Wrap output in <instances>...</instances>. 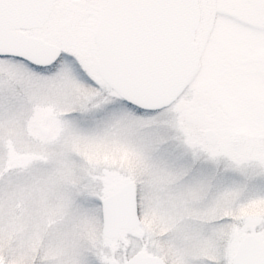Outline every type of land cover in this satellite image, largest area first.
<instances>
[{"label":"snow or ice","instance_id":"snow-or-ice-1","mask_svg":"<svg viewBox=\"0 0 264 264\" xmlns=\"http://www.w3.org/2000/svg\"><path fill=\"white\" fill-rule=\"evenodd\" d=\"M0 264H264V0H0Z\"/></svg>","mask_w":264,"mask_h":264}]
</instances>
